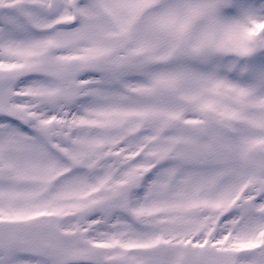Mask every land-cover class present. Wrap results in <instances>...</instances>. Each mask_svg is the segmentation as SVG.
Returning <instances> with one entry per match:
<instances>
[{"label": "snow or ice", "instance_id": "obj_1", "mask_svg": "<svg viewBox=\"0 0 264 264\" xmlns=\"http://www.w3.org/2000/svg\"><path fill=\"white\" fill-rule=\"evenodd\" d=\"M0 264H264V0H0Z\"/></svg>", "mask_w": 264, "mask_h": 264}]
</instances>
